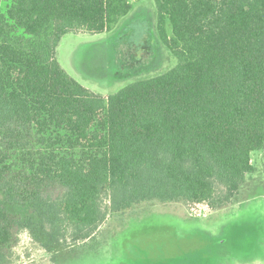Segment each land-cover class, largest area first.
<instances>
[{
	"label": "trees",
	"instance_id": "obj_1",
	"mask_svg": "<svg viewBox=\"0 0 264 264\" xmlns=\"http://www.w3.org/2000/svg\"><path fill=\"white\" fill-rule=\"evenodd\" d=\"M175 67L97 94L60 64L70 32L129 0H0V264L28 229L51 250L145 201L231 204L264 149V0H153ZM105 200L108 201L105 202Z\"/></svg>",
	"mask_w": 264,
	"mask_h": 264
},
{
	"label": "rangeland",
	"instance_id": "obj_2",
	"mask_svg": "<svg viewBox=\"0 0 264 264\" xmlns=\"http://www.w3.org/2000/svg\"><path fill=\"white\" fill-rule=\"evenodd\" d=\"M131 3L133 11L115 30L70 32L57 47L61 66L97 94L109 95L178 63L157 37L153 0ZM252 162L255 172L227 206L145 201L109 212L92 239H67L51 250L25 229L12 249L10 263L264 264V149L252 153ZM0 204L27 212L24 206L8 204L2 190Z\"/></svg>",
	"mask_w": 264,
	"mask_h": 264
},
{
	"label": "built area",
	"instance_id": "obj_3",
	"mask_svg": "<svg viewBox=\"0 0 264 264\" xmlns=\"http://www.w3.org/2000/svg\"><path fill=\"white\" fill-rule=\"evenodd\" d=\"M130 2H131V0H129ZM204 204H206V203H204ZM207 206H208V204H206Z\"/></svg>",
	"mask_w": 264,
	"mask_h": 264
}]
</instances>
